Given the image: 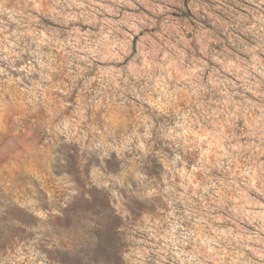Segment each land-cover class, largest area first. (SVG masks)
<instances>
[{"label":"clouds","instance_id":"clouds-1","mask_svg":"<svg viewBox=\"0 0 264 264\" xmlns=\"http://www.w3.org/2000/svg\"><path fill=\"white\" fill-rule=\"evenodd\" d=\"M41 3L56 12L61 28L68 21L90 26L89 31L83 33L69 24L71 31L65 29L67 34L63 40L57 35L49 43V48L59 49L55 55L52 52L36 53V63L30 60L23 69H15L14 60L10 59L14 53L2 57L8 61L0 65V85L4 86V95H10L9 89L13 86L15 91L23 85V93L33 105L32 111H36L37 106L47 107L52 94H57V102L39 121V135L29 148L34 153L33 158L40 159L42 168L49 173L57 157L61 164H67L66 158L55 152L59 145L65 143L75 142L81 151L100 149L105 157L115 152L118 159L125 161L130 154L133 163L128 175L141 181L144 195L162 196L169 203H183L186 190L185 193H177L172 181H165L166 186L160 187L159 183H143L145 177L134 175L135 162L153 151L154 137L171 139L177 147L189 143L200 146L198 141L185 135V125L191 128L203 121L212 126L215 139L226 128L231 132L237 119H245L246 114L258 112L259 117L253 116V120H259L257 131L264 139V60L260 59L264 57V0H214L211 10L205 0H50V3L41 0ZM28 7L39 8L40 5L36 0H29ZM200 9L205 15H201ZM189 11L192 14L186 16ZM173 12L177 16H172ZM109 14L113 19H107ZM101 16L105 17L103 23L98 19ZM178 18L193 33L194 44L187 46L186 51L177 50L162 34L167 32L171 36L169 29L178 22ZM4 23L6 28L8 21ZM122 25L137 31L156 29L152 35L158 37V42L146 36L139 42L136 53L132 54L126 34L124 41L116 38ZM245 54H251V62L241 59ZM125 60L127 64L123 63ZM208 60L215 61L216 65L206 63ZM105 63L121 65L112 78H107L100 71V65ZM241 64L245 70L243 75L238 70ZM129 65H134L135 70H131ZM13 69L22 75L13 79ZM222 70L231 72L234 79L227 80ZM174 73L177 75L173 76ZM165 76L168 77L165 83L171 85L173 92L188 94L190 104L186 110L176 104L171 93L161 91L162 97L168 96L163 104L153 99L156 89L149 91L151 86L146 82L154 79L163 81ZM245 77L249 78L246 87L255 93L258 102L246 96L239 101L233 99L237 94L232 90L237 87L236 80H244ZM142 78L145 84L137 90L138 81ZM66 79L67 84L64 83ZM181 81H184L183 85ZM77 88L79 91H75ZM61 92L63 97L59 96ZM193 92L196 93L194 100L191 99ZM129 94L136 99L130 100ZM145 97L153 108H160V112L145 109L143 103H139ZM69 99L71 106L64 102ZM13 106L8 105L5 111H10ZM162 115L164 122L158 123L156 118ZM204 139L207 141V137ZM13 147L9 141L0 148V155H8ZM207 155L208 152H204V156ZM260 155H264V149L260 150ZM179 159L178 155L176 160ZM17 163L24 169L29 161L18 160ZM204 165H208L209 170L216 167L207 159L201 166ZM172 168L175 169V161ZM104 179L111 183V188L105 187L114 201L122 200L123 196L116 195L113 189L121 191L129 199L136 195L131 184L125 187L121 182L122 177ZM82 180L86 182L88 177L83 176ZM249 189H254L260 199H264V182L258 188L254 183L250 184ZM72 195L69 193L64 197L70 207H65L57 199L56 207L62 210L35 221L47 229L40 234L27 227L32 223L18 225L16 220L9 218L8 223L17 228L18 234L0 237V264H51L49 256L55 259V264H105L100 256L102 250L112 255L119 253L127 264H145L142 257L146 252L138 253L144 243L137 240L141 235L137 231L140 222L126 214L121 224L119 219H113L108 203L103 206L93 202L91 197L86 198L87 205L83 204L84 200L73 203ZM50 197L51 193L48 194ZM39 198H44L43 194ZM44 202L47 203L48 199L44 198ZM219 203L223 204V200ZM236 211L242 223L246 221L251 225V231L242 228L236 219H232L233 228L220 231L212 227L217 217L205 212L200 219L214 235L211 239L206 235L201 240L193 232L194 240L189 242L193 243L194 255L186 259H193L196 264H208L209 261L214 264H264V204L259 205L257 212H249L243 205ZM191 218L192 214H188L178 219ZM197 240L199 244L195 243ZM157 264H163L162 260Z\"/></svg>","mask_w":264,"mask_h":264},{"label":"rangeland","instance_id":"rangeland-1","mask_svg":"<svg viewBox=\"0 0 264 264\" xmlns=\"http://www.w3.org/2000/svg\"><path fill=\"white\" fill-rule=\"evenodd\" d=\"M50 3V0H48ZM29 0H0V65L8 63L2 59L10 53L14 60L15 69H23L30 60L36 63L34 56L36 53L52 52L54 55L59 49L49 48V43L57 38L63 40L67 32L71 31L69 24L75 25L79 32L87 33L89 25H81L78 21L66 22L64 28L60 27L56 12L36 0L40 5L39 8L28 7ZM209 6V10L214 6V0H205ZM201 15L204 10H199ZM7 13V15H5ZM192 13L189 11L186 16ZM172 16H177L173 12ZM29 17L32 22L29 23ZM103 23L105 17L98 18ZM107 19H113L109 14ZM211 20V17H208ZM5 21H8L5 28ZM17 21L20 23L18 24ZM210 27V25H204ZM95 32L96 28L93 27ZM156 29L149 31L148 29H130L127 25L121 26L117 39L124 41L126 36L130 44L132 54L138 50L139 42L147 37L158 42V37L152 35ZM169 31L162 34L171 40V43L179 51H186L187 46L194 44L193 33L185 28L184 23L179 21L174 24ZM126 34V36H125ZM112 39V37H108ZM203 39V37H201ZM145 46L147 47V41ZM211 47V46H210ZM235 52L234 48L230 49ZM239 55V53H237ZM46 58V57H45ZM59 60V57L57 58ZM243 60L252 61L251 54H245L241 57ZM264 60V57H260ZM127 64L128 61H123ZM206 63L216 65L215 61L208 60ZM121 65L117 63H105L100 65V71L112 78L115 70L120 69ZM131 70H135L134 65H129ZM11 70L13 79L22 75L20 71ZM240 74H244V66H238ZM227 80L234 79L231 72L222 70ZM207 74V73H206ZM33 76L36 74L33 73ZM177 74H173L176 76ZM257 75V79H258ZM168 77L162 80H151L146 83L150 85L149 91L156 89L153 93V99L165 103L168 96H161V91L171 93L175 97L176 104L181 109L186 110L190 104L187 93H175L171 85L165 83ZM28 83V81H25ZM68 83L67 79L64 81ZM249 78L244 80H236L237 87L232 89L237 94L233 99L239 101L242 97L258 102L255 93L249 91L246 85ZM145 84L142 78L138 81L137 90ZM184 81H181V85ZM157 86L159 88L157 89ZM264 87V85H262ZM9 89L10 95H4V86L0 85V148H3L9 141L15 146L11 148L8 155H0V237L18 234L15 226L8 223L9 218L17 221L18 225H26L35 229L37 234L47 231L43 224H37L41 217L57 213L62 209L56 207V200L59 199L65 207L71 205L64 199L69 193L73 203L84 200L83 204L87 205L86 198L91 197L93 202H97L103 206L112 209L113 219H119L123 224L126 214H131L133 220L140 222L137 229L141 235L137 236V240L143 241L138 253L143 251L146 254L142 257L145 264H157L162 260L163 264H196L193 259H186L194 255L193 241L191 235L196 232L201 240L207 235L212 238V233L207 230L201 215L205 212L210 216H216L217 219L212 223L213 228L220 231L231 229L234 227L232 219H236L242 228L251 231V225L247 222H241L238 219L239 213L236 211L241 205L249 212L259 211V205L264 204V199H260L259 194L254 189H249L250 184L260 187L264 182V155H260V150L264 149V139L261 138L257 128L260 127L259 120L254 121L253 116L259 117L258 112L245 116V119H237L232 126V131L226 128L215 139L213 138V129L211 125L200 124L188 128L185 125V135L191 140L198 141L200 146L195 143L185 144L177 147L176 143L165 137H154L155 144L153 151L143 156L135 162L133 169L134 175L145 177L143 183L151 182L153 185L159 183L160 187H165V181H172L173 187L177 193H185L184 202L174 201L169 203L162 196H146L141 181L134 179V176L128 175V169L132 166V156L129 154L128 159L120 160L115 152H111L109 157L103 156L100 149L95 151L85 149L81 151L79 144L65 143L59 145L55 152L60 156H64L67 164H61L59 157L51 164V172L42 168L40 159H34V153L29 151L32 147V141L38 137L39 121L45 118V114L49 108L54 105L56 93L52 94L47 107H36V111H32L33 105L28 102L26 94L23 93V85L19 89L13 91ZM75 91H79L77 88ZM143 95V94H142ZM60 97L64 93H59ZM196 93H192L191 99L194 100ZM13 97L15 100L13 101ZM130 100H135L129 94ZM71 106V99L64 101ZM145 109L154 112H160V108H153V105L147 102V98L140 100ZM8 105H14L10 111H5ZM87 116V111L84 112ZM166 115V113H165ZM158 123L164 122V116L156 118ZM247 120V124L245 123ZM175 123V121H173ZM218 131V130H217ZM227 136V139L223 137ZM207 137V141H205ZM63 139V137L61 138ZM42 142V141H41ZM211 148V151H208ZM208 152L205 157L204 152ZM18 154V155H16ZM179 160H176L177 156ZM207 159L209 164L216 167L208 169V165L201 166ZM18 160L29 161L28 166L24 169L20 168ZM103 160V164L101 161ZM175 161V171L172 168V162ZM83 176H87L88 180L84 182ZM118 176L122 177V183L127 186L131 184L132 190L136 195L129 199L121 191L113 189L116 195L123 196L120 201H114L111 193L108 192L105 185L111 188L109 180L105 177ZM212 185V187H209ZM227 186V187H226ZM206 189V190H205ZM51 197L48 198V194ZM43 194L48 202H44V198H39ZM202 197V198H201ZM223 200V204L219 202ZM247 201V203H245ZM192 214L191 219H178L179 217ZM147 217V219H145ZM231 217V218H226ZM210 220V217H208ZM51 226V225H50ZM199 226V231H198ZM199 244L200 241H195ZM101 258L105 264H127V261L119 253L112 255L102 250ZM51 264H55V259L48 257ZM208 264H214L209 261Z\"/></svg>","mask_w":264,"mask_h":264}]
</instances>
